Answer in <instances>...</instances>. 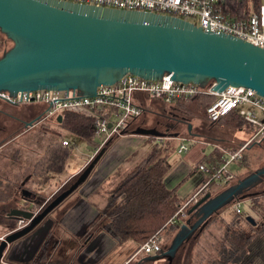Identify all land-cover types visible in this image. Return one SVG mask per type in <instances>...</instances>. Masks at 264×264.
<instances>
[{"label":"water","instance_id":"95a60500","mask_svg":"<svg viewBox=\"0 0 264 264\" xmlns=\"http://www.w3.org/2000/svg\"><path fill=\"white\" fill-rule=\"evenodd\" d=\"M0 32L11 42L0 56V90L10 94L48 88L90 96L96 86L112 84L128 72L146 79H159L166 73L175 81L201 86L213 81L216 91L227 85L250 87L264 97V47L224 32L203 30L178 16L67 0H0ZM136 132L155 134L149 128ZM105 145L41 212L25 207L10 210L16 219L26 221L4 235L0 260L7 245L25 235L78 187ZM262 177L264 165L213 195L204 192L187 210H194L195 218L190 221L187 217L180 223L166 249L143 259L173 260L213 213L235 198L248 196L247 190ZM20 193L23 200H29L30 190L21 188ZM245 220L255 224L250 216Z\"/></svg>","mask_w":264,"mask_h":264},{"label":"rangeland","instance_id":"374dc122","mask_svg":"<svg viewBox=\"0 0 264 264\" xmlns=\"http://www.w3.org/2000/svg\"><path fill=\"white\" fill-rule=\"evenodd\" d=\"M192 21L194 23L196 22L195 19ZM10 46L11 42L0 32V56L2 55L3 51L8 49ZM37 105L39 104L30 103L11 105L0 99V110H4L5 112L17 117L9 118L0 113L1 143L3 141L9 142L11 136L20 134V131L23 129L21 123L23 121L22 118H28V121L39 114L41 108L36 109ZM180 107L181 106H178L176 103L173 108H170L168 105L154 102V105L151 108H145L144 111H142L141 114L136 117L134 121H132L128 127L129 133L126 134H133L132 130L137 127L149 129L154 128L158 131L166 130L167 133L173 134L178 133L179 135L185 136L182 140L184 144H187L188 146L187 151L176 153L175 148L180 140L175 138L172 139L171 137H167L166 139L162 140V142H158L154 141L156 139L153 136H144L145 146L142 144L135 145L139 140L138 137L136 138L135 136H129L124 141L125 145L128 147V150H136L133 153L134 157L131 159L130 156L128 159V161L131 160V162H129V164H131L130 166L134 165L136 161H139V159H141L144 154L150 150V148L156 147V145L158 147L165 148V154L168 157L167 159L171 166L169 170L170 173L167 178V187L175 186L176 193L185 189L191 182H194L193 187L198 185L200 181V175L197 172L198 170L195 169L197 171L192 173L189 172L194 169L198 161V163H200L203 160H207V157H205L203 154H218L221 152L225 154L226 151H231L237 148L247 135L245 131L241 129L239 130V128L242 127V124L239 127L236 124H230L227 119L209 122L207 119H205L202 113L190 112L187 109L184 110L183 106L181 108ZM19 118H21V122H19ZM12 120L16 121V124ZM48 122L33 125V127L29 129L28 134L26 133L24 138L22 137V139L18 141L15 139L13 140L12 138L11 142H9L6 147L0 151V183L2 182L1 176L5 175L4 170L7 167L12 166L18 168L19 170V173L15 175V180H12L14 186H11L8 190H5L6 188L2 187L4 183H2V185L0 184V201L9 197L11 198L3 202V206H1V208L6 210L15 204L18 207L27 208L26 202L22 201L20 197L21 188H28L31 191H34V189L41 190V198L44 199L45 197H48L47 193L52 190V187L44 184L43 181L47 175H50L52 172L46 171L45 167L48 163L47 159L50 156V151L48 153V150L50 147L54 146L53 144L56 142V140L65 139L69 143L68 148H66L67 153L64 157L62 169L56 172L58 173V177H56L55 181L57 189L64 181L63 178L66 174L71 173L70 177L62 184L59 189L69 185L74 176L80 172L90 160L89 154L92 151L90 149V144L87 143L85 139L65 128H62L58 124L59 122ZM188 124L190 125L189 130L187 129ZM116 137H112L113 139H111L108 144H106L107 146H104V151L102 153H105L109 147L113 145V141ZM49 139L50 141H48ZM93 140L97 141L94 138ZM134 145L135 148L133 147ZM130 147L133 148L130 149ZM262 165H264V141L261 143L248 145L244 150L241 151L239 159L232 160L227 165V169L232 173L231 179L227 181L224 179L212 180L207 185L206 191H203L201 195L204 192H209L210 195H213L225 186L235 182L237 178H240L246 173L257 169ZM180 166L183 167L185 171L183 174L178 175L175 171ZM172 169L173 171H171ZM74 170L75 172L77 170L78 171L75 173L73 172ZM29 176L30 179L28 181L26 179ZM21 181L25 182L22 183ZM262 182H264V180ZM262 186L263 185H261V183L254 185L248 189L247 192L259 189ZM78 188L79 187L73 190V192L68 195L58 206L47 213V216L49 217L47 224L51 225L50 235L47 236L45 241L41 239V236L35 235L37 236L36 241L40 240V243H42L43 246L35 250H30V254H32V256L30 258L29 256L26 258L21 255L22 251L20 249L21 244H19L20 240L16 242L14 241L2 250L0 261L2 263L10 264H32L33 262H38V264H55L57 261L60 263L78 264V261L81 259L80 253L82 250L80 247H82L81 244L84 239V234L88 231L94 232L96 234L99 224L102 225L103 228L104 224H106L103 222V218H105L103 212L98 222L91 225L90 228H87L84 232H79L76 234L72 232V234H70L69 232L65 231L63 229L64 227L58 223L61 218V213L63 214V212L66 210L68 207L67 205L72 201L71 199L76 198L78 194ZM199 197L200 196H198L196 199ZM194 201H190L182 210V212L178 213L177 217L180 220L184 221L187 218L186 211ZM48 203V201L44 203L43 209ZM239 206V216L243 219H237L239 216H234V212L230 203L219 209L217 212L213 213L207 219V223H205L201 228L202 230L206 227L204 240H202V243L200 244L202 245L201 249L203 250V254L201 253L202 251L197 250L196 256L193 258V262L195 264H209V262L217 258L218 250L221 246V243H223V231L227 225L239 227L243 229L245 233L254 232L249 244L246 246L242 260L240 259L238 262H230L228 264H261L262 261H264V195L258 196L256 200H252L248 196L241 198L239 199ZM1 208L0 242L3 240L4 235L15 229V227L18 225V219H8L6 217L5 210L2 211ZM102 208L105 209V206H102ZM28 209L34 210L35 208L33 209L32 206V208ZM218 215H221L224 219H220ZM245 216L252 217V219L255 221V224L251 225L247 220H245ZM210 218H212L211 221H209ZM193 219L194 218H192V220ZM232 220L234 223L231 222ZM172 229L174 232H176L178 227L174 225ZM104 230H106V228H104ZM104 230L101 229L100 232H105ZM43 233L46 232L44 231L42 234ZM27 234H25V236L27 235L25 241L28 240L29 232ZM157 236L161 237V247L162 250H164L169 245L173 234L172 232H168L167 229L162 231V233L159 232ZM115 242L116 241L112 239V242L109 243L112 244L113 247L111 246L110 249H108L110 252H106L103 260H100L98 257V260L95 261L96 263L90 262V264H120L125 258L130 256L131 257L127 264H134L139 261V264H167V261L163 260H157L154 262L148 260L145 261L143 259L145 256L139 252L136 253L139 247L136 248V245L133 242H129L130 244H126L125 246H117ZM10 252H14V255H11ZM83 253L81 254L82 257L85 254ZM10 255L13 257V259H11ZM90 255L91 257L88 255L90 260H93L95 255L98 256L99 254L93 252ZM152 255L154 254L147 256ZM177 257H175V260L179 259L178 254ZM186 264H188L187 261Z\"/></svg>","mask_w":264,"mask_h":264},{"label":"built area","instance_id":"2783aa9c","mask_svg":"<svg viewBox=\"0 0 264 264\" xmlns=\"http://www.w3.org/2000/svg\"><path fill=\"white\" fill-rule=\"evenodd\" d=\"M67 1L178 16L199 25L203 30L224 32L264 47V0H231L236 3L233 7H230L229 0ZM193 19L196 20L195 23ZM213 84V81L203 86L183 83L173 80L170 74L166 73L159 79H146L127 72L112 84L96 86L95 94L90 96L72 90L38 88L13 94L0 90V99L11 105H41L38 117L32 120L33 124L48 121L58 123L60 120H57V116L61 119L66 112L88 117L92 138L97 140V145L90 154L91 158L109 139L128 133L129 125L142 112V100L155 99L169 104L198 93L213 95V99L204 108L205 118L208 121H216L229 111L236 112L242 119V127L239 130L245 131L247 135L237 148L225 152L217 167L202 162L196 165V169L203 175V183L180 204L175 216L170 217V222H173L190 201L201 196L202 187L215 179H231L232 173L227 169V165L232 160L239 159L242 150L248 145L264 140V97L250 87L227 85L221 91H216L212 88ZM153 137L157 140L160 138L157 135ZM178 139L180 142L175 148L176 153L185 152L188 149L187 144H184L182 136ZM59 141L64 145L69 144L65 139ZM230 204L234 213H240L239 199H234ZM24 223V219H18L15 229ZM160 250L161 239L154 234L139 246L136 253L147 256Z\"/></svg>","mask_w":264,"mask_h":264},{"label":"trees","instance_id":"16d2710c","mask_svg":"<svg viewBox=\"0 0 264 264\" xmlns=\"http://www.w3.org/2000/svg\"><path fill=\"white\" fill-rule=\"evenodd\" d=\"M229 3L230 7L232 5L236 6V3H233L231 0H229ZM225 11H228V9H225ZM210 82L211 81L206 84ZM212 99L213 95L211 94L198 93L188 98L177 99L175 103L178 104V106H183L184 110L187 109L190 112L202 113L205 117L204 108ZM222 119H227L230 124H236L239 127L242 124L241 117L233 111L225 113L216 121ZM58 124L62 128H65L85 139V141L90 144L91 151L95 149L97 141H94L92 138L90 120L88 117L75 112H66L62 115ZM262 141L258 143H261ZM107 142L106 144H108ZM53 145L54 146L50 147L48 150V153L50 151V156L47 159L48 163L45 169L49 172H58L62 169L68 145L61 144L59 140H56ZM210 154L211 153L208 155L203 154L207 157V160H203L202 163H206L215 168L223 160L224 154L223 152ZM95 164L90 169L88 175L94 169ZM170 168L171 166L167 160L165 148L156 145V147L150 148V150L147 151L139 161L132 165L130 169L112 186L106 198L105 209L103 211L105 218L103 219V222L106 223L105 228L107 227L106 230L110 232L113 240L116 241L115 243L117 246L130 240L136 245V248H138L152 235L158 234L162 230L164 231L171 227L173 228V226L176 225L170 222V217L175 216V212L182 203V199L177 196L175 186L167 187L165 185L164 179ZM192 172L193 171H190L189 173ZM75 177L76 175L74 178ZM263 180L264 177H262L261 181L257 183L263 185L261 188L248 192V197L252 200H256L259 195L264 194ZM62 189H59L56 194ZM56 194H54L53 197ZM66 197H64L56 206H58ZM195 215L196 213L194 210L189 213L186 211V216L189 217L190 220L195 218ZM239 215V213H234V216ZM219 218L224 219L221 216ZM237 219L243 218L239 216ZM175 221L178 222L177 219ZM231 222L234 223L233 220ZM253 234L254 232L245 233L243 229L239 227L227 225L223 231V243H221L218 250L217 258L213 259L209 264H228L230 262H238L240 259L242 260L246 246L249 244ZM198 235L199 233L190 236L185 242L189 244L195 241Z\"/></svg>","mask_w":264,"mask_h":264},{"label":"crops","instance_id":"0c3cea01","mask_svg":"<svg viewBox=\"0 0 264 264\" xmlns=\"http://www.w3.org/2000/svg\"><path fill=\"white\" fill-rule=\"evenodd\" d=\"M154 102L158 103V104L168 105V107H170V108H173L175 105V103L165 104V103L160 102V101L155 100V99H147L146 98V99L142 100V111H144L145 108H147V109L151 108L154 105ZM40 108H42V106L37 105L36 109H40ZM21 118H19V122H21ZM27 119L22 118L23 121L21 123H22L23 129L20 131V134H15V135L11 136L9 142H11L12 138H13V140L15 139L16 141H18V140L22 139V137L24 138L26 133L28 134L29 129L31 127H33V125H35V124H33V122L31 124H28L26 122ZM13 122L16 124V121H13ZM138 128H143V127H137L134 130H132L133 134H124L121 136H117L113 141V145L110 146L109 149L105 153H101L100 157L96 161V164H95L92 172L79 184L78 194H77L76 198H72L71 199L72 201L67 205L68 207L66 208V210L63 212V214L61 213L60 221H61V224L64 227L63 229L65 231L69 232L70 234H72V233L76 234V233L82 232L83 230L90 228V226L93 225V223L95 224L100 219V216H101L102 212L104 211L102 206H105L104 203H106V197L108 195L107 193H109L108 190L110 191V189L115 184V182L121 176H123L131 167L130 166L131 164H129V162H131V160L128 161V159L130 156H131V159L134 157L133 153L136 150H134V151L128 150L127 149L128 147L125 145V142H124L125 139H127L129 136H135L136 138L138 137L139 140L136 142L135 145L142 144L143 146H145L144 136H147V137L153 136V135L160 136V138L158 140L156 138H155L156 140H154V141H158V142H162V140L166 139L167 137H169V138L171 137L172 139L175 138L177 140L181 136L185 137L184 135H179L178 133H174V134L173 133H167L166 130L158 131L154 128H151V129L155 130V134H143V133L136 132V130H138ZM48 141H50V139ZM6 142L5 141H3L2 143L0 142V151H2V149H4L6 147V145L9 143V142H7V143ZM135 145L133 146L134 148H135ZM132 148L130 147V149H132ZM198 162H197V164H198ZM196 165H195V167H196ZM10 167H7L4 170L5 175L1 176L2 182L0 184L2 185V183H4V185L2 187L6 188L5 190H8L9 187L14 186V184L12 183V180H15V178H16L15 175H17L19 173L18 168L12 167V166H10ZM80 167H82V166H80ZM80 167H78V168H80ZM195 167L191 171H193V172L197 171V170H195ZM173 169L171 171H173ZM75 170L73 172H75ZM184 171H185L184 168L180 166L175 172H177L178 175H181L184 173ZM197 172L200 175V181H199L198 185L196 187H193L194 182H191L185 189L178 191V193H176L177 196L180 199H182V201L189 198L192 195V193L195 192V190H197L199 187H201V185L203 183V175L199 171H197ZM169 173L170 172L167 173V175L164 179L166 186H167V178L169 176ZM70 174L71 173H68L65 175V177L63 178L64 181L63 180H62L63 182L61 181L62 184L70 177ZM56 177H58V173L51 172V174L47 175V178H45L43 181L44 184H47L49 187H52V190H50L47 193L48 197H50L53 193L57 192L58 189L62 186V184H61L57 189V186L55 184ZM29 179H30V176L27 177L26 180L29 181ZM21 182L24 183L25 181H21ZM206 188H207V186L202 187L201 192L206 191ZM28 190H30V189H28ZM34 191L39 195L42 194L41 190L34 189ZM262 195H264V194H262ZM9 199H11V198L9 197L5 200L2 199L0 201V205H2L3 202H5ZM12 206L18 207V206H16V204L12 205ZM218 216L220 217L221 215H218ZM104 217H105V215H104ZM7 218L8 219H15V217H7ZM176 219L178 220V222H176L174 220L171 223L176 224L175 226L179 227L180 222H182V220H180L178 217ZM211 219L212 218H210L209 221H211ZM104 228H105V224H104ZM104 228L102 225H100L96 231L97 233L95 234L93 232L91 234V236L88 239L91 241L88 245V248L86 249V252H85L86 255H89L91 257L90 254L93 252H96L97 254H99L98 255L99 259L103 260L104 256L106 255V252H110L108 249H110L111 246L113 247V245L109 244V243L112 242L113 237L111 236L110 232L108 230H104ZM205 228H203L200 231V233L197 236V239L195 241H193L189 244L185 242V243H183L181 249L180 250L178 249V251L176 252V255H175V257H177V254L179 256V259L176 260V261H178L177 264H186V261L188 264H195L193 262V258L196 256L197 250L202 251L201 253L203 254V250L201 249L202 245H200V244L202 243V240H204V235L206 234ZM101 229H103L105 232H103V231L100 232ZM106 229H107V227H106ZM162 231H160V232L162 233ZM168 232H172V234L175 233L172 228L168 229ZM160 239H161V237H160ZM24 240H26V239H24ZM129 242H131V241L127 240V241L123 242L122 244H120V246H125L126 244H130ZM161 243H162V241H161ZM130 257L125 258L120 264H127ZM139 263H140V261L137 263H134V264H139ZM261 264H264V261H262Z\"/></svg>","mask_w":264,"mask_h":264},{"label":"flooded vegetation","instance_id":"af4514ba","mask_svg":"<svg viewBox=\"0 0 264 264\" xmlns=\"http://www.w3.org/2000/svg\"><path fill=\"white\" fill-rule=\"evenodd\" d=\"M0 113L4 114L5 116H7L9 118H11V117L17 118L14 115H11V114L5 112L4 110H0ZM30 192L31 193L28 196L29 200H23L22 198H21V200L26 202L27 208H32V206H33V209L34 208L35 209L34 210L30 209V210L33 211V212H36V213L41 212V210L43 209L44 203H46L50 198L53 197L54 194L57 193V192H55L50 197H46V198L43 199L35 191H30ZM20 195H21V193H20ZM1 206H3V204L0 205V208H1ZM12 208H14V207L10 206L6 210L4 208H1V210L2 211L5 210L6 217H14L12 214L9 213ZM54 208L55 207H53L51 210H53ZM48 220H49V217L47 216V214H45L43 217H41L40 220L28 231L29 232V237H28L27 241H25L24 239H26V236L28 235L27 234L28 232L26 233L27 234L26 236L25 235L20 236V237H18V239L15 240V242L20 240L19 244H21L20 249L22 251L21 252L22 256H24L26 258H28V256H29V258H30L32 256V254H30V250H32V249L35 250V249L40 248L41 246H43L42 243H40V240L36 241L37 240V236H35V235L41 236V239H43V241H45L47 239V236L50 235V226H51V225L47 224ZM58 223L61 224V221L59 220ZM44 231L46 233L42 234V232H44ZM84 231L85 230H83L82 232H84ZM91 234L92 233H90L89 231L84 234V239H83L82 244H81L82 247H80V249L82 251L79 250V251H81V253H80V258L81 259H80V261H78V264H90V262L96 263L95 261L98 259V256L95 255V258L93 260H90L89 256L84 254L86 249L88 248V245H89L90 241H91V240H88L89 237L91 236ZM33 236H35V237H33ZM83 251H84V253H83ZM82 253L84 254L83 257L81 255ZM10 254L14 255V252H10ZM11 255H10V257H11ZM11 259H13V257H11ZM177 263H178V261L173 259L170 262H168L167 264H177ZM1 264H10V263H2L1 262ZM32 264H38V262H35V263L33 262ZM55 264H73V263H60V262L57 261Z\"/></svg>","mask_w":264,"mask_h":264}]
</instances>
